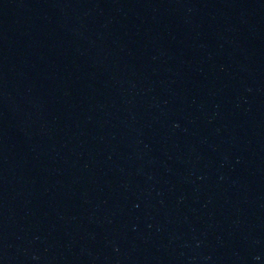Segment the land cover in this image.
Returning a JSON list of instances; mask_svg holds the SVG:
<instances>
[{
    "label": "water",
    "instance_id": "95a60500",
    "mask_svg": "<svg viewBox=\"0 0 264 264\" xmlns=\"http://www.w3.org/2000/svg\"><path fill=\"white\" fill-rule=\"evenodd\" d=\"M0 264H264V0H0Z\"/></svg>",
    "mask_w": 264,
    "mask_h": 264
}]
</instances>
